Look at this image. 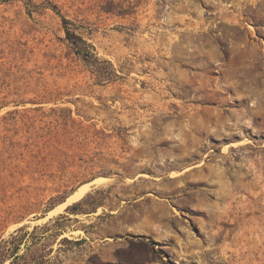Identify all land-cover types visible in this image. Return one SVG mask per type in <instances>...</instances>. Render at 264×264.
I'll return each mask as SVG.
<instances>
[{
    "label": "rangeland",
    "instance_id": "rangeland-1",
    "mask_svg": "<svg viewBox=\"0 0 264 264\" xmlns=\"http://www.w3.org/2000/svg\"><path fill=\"white\" fill-rule=\"evenodd\" d=\"M46 225L34 264H264V0H0V245Z\"/></svg>",
    "mask_w": 264,
    "mask_h": 264
},
{
    "label": "trees",
    "instance_id": "trees-1",
    "mask_svg": "<svg viewBox=\"0 0 264 264\" xmlns=\"http://www.w3.org/2000/svg\"><path fill=\"white\" fill-rule=\"evenodd\" d=\"M10 1V0H4ZM52 9L60 14L59 9L56 5H51ZM31 14V13H29ZM63 19V27L66 33V38L73 48L75 54L79 56L88 66L93 69V72L97 75L99 80H111L113 77L118 76L115 72L113 65L109 61L102 60L98 54L95 52V48L92 44H90L81 34L77 32L74 28V23L61 16ZM106 65L107 70L105 71L101 66ZM103 191L99 190L95 195L90 194L86 200L78 202L68 208L67 213L69 215H82L88 214L91 212H96L98 207L102 206V201L97 199L96 195L102 194ZM94 206V207H93ZM53 209V208H52ZM91 211V212H89ZM69 215H61L56 220L57 231H62L64 227L65 221L72 220ZM49 226L45 227H36L32 233L26 232L24 229H19L16 235H13L10 240L4 241L2 245H0V264H4L8 260L11 261L10 264H34L35 260L29 258V250L28 248L26 252H21V247L23 245H27L28 240L32 238L33 240H38L42 238V236H38V231L41 229H48ZM49 230V229H48ZM56 231V233H57ZM57 236H61V233L56 234ZM67 240V239H63ZM142 245L146 248L145 252L150 254L153 253L155 255L160 254L156 250V244L154 242H142ZM34 260V261H33ZM44 260V259H42ZM125 264L135 263L134 261H123Z\"/></svg>",
    "mask_w": 264,
    "mask_h": 264
},
{
    "label": "bare ground",
    "instance_id": "bare-ground-1",
    "mask_svg": "<svg viewBox=\"0 0 264 264\" xmlns=\"http://www.w3.org/2000/svg\"><path fill=\"white\" fill-rule=\"evenodd\" d=\"M92 184H87L79 188L74 194L69 198L68 202L81 199L89 190L92 188Z\"/></svg>",
    "mask_w": 264,
    "mask_h": 264
}]
</instances>
